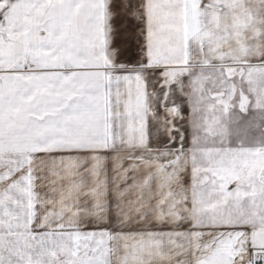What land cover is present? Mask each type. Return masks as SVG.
Masks as SVG:
<instances>
[{
  "label": "snow or ice",
  "instance_id": "snow-or-ice-1",
  "mask_svg": "<svg viewBox=\"0 0 264 264\" xmlns=\"http://www.w3.org/2000/svg\"><path fill=\"white\" fill-rule=\"evenodd\" d=\"M0 264H264V0H0Z\"/></svg>",
  "mask_w": 264,
  "mask_h": 264
}]
</instances>
